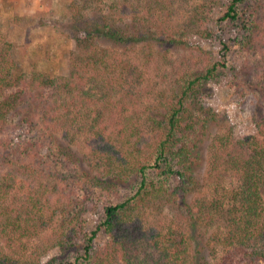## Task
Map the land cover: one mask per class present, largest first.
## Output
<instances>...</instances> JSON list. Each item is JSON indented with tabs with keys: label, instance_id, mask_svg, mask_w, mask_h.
I'll list each match as a JSON object with an SVG mask.
<instances>
[{
	"label": "trees",
	"instance_id": "trees-1",
	"mask_svg": "<svg viewBox=\"0 0 264 264\" xmlns=\"http://www.w3.org/2000/svg\"><path fill=\"white\" fill-rule=\"evenodd\" d=\"M245 1L229 0L224 19L238 20V7ZM169 4L159 1L143 15L164 13ZM112 7L119 13L136 9L128 0L114 2ZM263 8L264 2L257 0L249 17L240 14V45L251 57L257 55L240 71V81L252 84L257 98L252 119L255 133L240 137L228 124L227 115L207 102L209 82L233 84L226 74L225 55L214 59L200 46H196L198 53H203L195 68L181 74L174 89L159 97L156 114H138L137 94L130 106L121 98L114 99L117 93L123 95L119 88L140 85L144 76L136 62L100 48L99 39L133 48L143 41L150 45L189 44V28L156 27L146 16L132 18V25L122 26L120 16L104 14L100 7L99 21L89 19L86 8L78 9L72 16L76 52L67 75L35 69L26 74L19 67L13 44L0 33V169L6 172L0 181V217L4 226L18 230L25 222L24 231L30 234L28 222L42 210L41 201L18 209L8 202L10 169L36 174L44 170L40 163L35 164L42 159L32 150V143L20 136L25 129L37 128L60 161L62 176L73 184L115 194L134 182L126 196L105 202L77 198L63 206L66 227L56 243L63 251L73 247L80 253L57 264H212V249H217L216 258L212 255L215 264H264ZM190 19L198 34L213 38L206 26L208 17L194 13ZM257 71V81L250 80ZM130 107L133 112L127 114ZM104 123L113 130H106ZM217 124L222 125L221 130L212 131ZM57 132L70 137L71 142L78 135L95 141L94 155L105 162L104 170L91 173L80 169L57 139ZM204 144L207 160L203 165ZM158 201L179 209L183 229L170 225L165 230L143 228L141 217ZM87 210L99 211L95 230L85 227ZM98 229L107 238L96 247ZM0 264L56 263L0 254Z\"/></svg>",
	"mask_w": 264,
	"mask_h": 264
},
{
	"label": "rangeland",
	"instance_id": "rangeland-1",
	"mask_svg": "<svg viewBox=\"0 0 264 264\" xmlns=\"http://www.w3.org/2000/svg\"><path fill=\"white\" fill-rule=\"evenodd\" d=\"M122 1L0 0V33L13 44L14 55L19 67L26 74H30L35 69L50 75H67L71 67V57L76 52L72 16L78 9L84 11L86 8L87 17L99 21L100 7L104 14L120 16L118 23L122 26L132 25L134 22L132 18L146 16L149 21H155L150 23L156 27L165 28L168 26L175 31L189 28V33L187 32L189 44L181 42L179 44L150 45L148 41H143L133 48L129 44L122 47L111 44L106 39H99L97 44L100 48L136 62L144 76L140 85L134 87L128 84L124 89L119 88L123 95L117 93L114 99L121 98L124 103L130 106L137 94L139 97L136 100L139 108L138 114L142 117L147 115L145 112L156 114L159 97L174 89L181 74L195 68L198 57L203 53H198L196 46H200L202 51L208 52L214 59L225 55L226 74L229 80L233 81L232 85H226L224 82H209L208 104L218 113L227 115L228 124L232 126L236 136L255 133L252 119L257 98L251 88L253 85L240 81V71L247 68L248 63L254 60L257 55L253 54L251 57L240 45L243 36L240 14L245 19L249 17L257 0H247L241 6L239 5V19L235 21L223 17L229 0H128V5L135 6L136 9L127 13H119V10L116 11L112 6L114 2L119 4ZM159 1L170 3L168 11L154 15L147 12L143 15L147 11V7L150 5L157 7ZM263 2L264 0H259V4ZM261 12H264V8ZM194 13L208 17L206 26L213 32V38H204L196 31V29L198 30L197 26L192 27L190 16ZM148 38L151 36L149 35ZM224 45L227 47L226 49H224ZM127 46L129 49H126ZM258 76L259 72L257 71L256 77L253 76L250 80L257 81ZM131 112L133 110L130 107L127 114ZM106 115L110 116L108 120H113L111 114ZM104 124L107 126L106 130H113L109 123ZM221 126L220 124L213 126L212 131H220ZM55 134L61 145L71 152L80 169L91 173H99L100 170H104L105 162L100 161L94 155L95 141L87 140L85 135H78L75 136V141L71 142L68 139L70 137H65L59 132ZM20 136L24 141H29V145L32 143V150L37 151L39 159H42L35 164L40 163L44 170L41 174H36L10 169L9 171L12 172L7 173L10 181L8 202L16 209L21 205H32L37 201H41L43 206L39 214L33 215L34 219L28 222L32 227L30 234L24 231L27 227L25 222H21V228L15 230L10 226L5 227L0 217V254L27 261L51 260L56 264L67 261L79 254L80 251L73 247L63 251L56 243L66 227L62 213L63 206L68 204L69 200L75 201L77 198L105 202L126 196L132 191L134 182L121 187L115 194H108L99 188L79 187L62 176L61 172L64 169L61 168L60 161L45 141L41 129L36 128L32 131L25 129V132ZM205 146L206 144L201 147L203 165L207 160V155L203 151ZM98 162L102 165H98ZM5 175V169H0V181ZM98 212L87 210L83 215L85 227L89 231L95 230L97 227L100 215ZM141 218L143 228L147 231L150 228L165 230L169 225L173 229H183L181 224L184 219L179 209L161 201L149 206ZM106 238L103 231L98 229L94 241L95 246L100 245ZM191 246L193 251L197 249L195 242ZM210 254L211 263L215 264L217 249H212Z\"/></svg>",
	"mask_w": 264,
	"mask_h": 264
}]
</instances>
